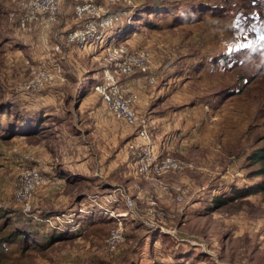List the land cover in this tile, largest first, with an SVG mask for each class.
Wrapping results in <instances>:
<instances>
[{
	"label": "rangeland",
	"instance_id": "rangeland-1",
	"mask_svg": "<svg viewBox=\"0 0 264 264\" xmlns=\"http://www.w3.org/2000/svg\"><path fill=\"white\" fill-rule=\"evenodd\" d=\"M54 4L0 0V264H264V0ZM89 20L113 44L70 42Z\"/></svg>",
	"mask_w": 264,
	"mask_h": 264
},
{
	"label": "built area",
	"instance_id": "built-area-1",
	"mask_svg": "<svg viewBox=\"0 0 264 264\" xmlns=\"http://www.w3.org/2000/svg\"><path fill=\"white\" fill-rule=\"evenodd\" d=\"M55 0H30V6L33 8L31 11V15L36 17L37 14L41 13L45 10L49 11V13H53ZM113 3V2H111ZM89 9L94 10L92 6H81L78 5L75 7V11L78 16L83 15ZM112 17H109L106 20V25H108L109 30H114V23H112ZM117 20V19H116ZM115 20V21H116ZM98 26L96 20H89L84 25L83 33L75 32L69 35L70 42H77L84 46L85 44H93L98 43L99 45L105 46L109 44H113L112 42L103 43L105 32L103 29H100L97 34L94 35L93 31L95 27ZM129 62H133L129 60ZM134 63V62H133ZM96 91H99L102 95L104 105L107 106L108 110L114 114L117 118L123 119L129 124H133L136 121L135 112L133 109L134 97H126L124 93L121 92V89L114 83V81L110 78H106V82L104 85H99L94 88ZM146 133L143 130L138 132V138L142 139L143 147H144V156L138 157L137 166L140 171H147L149 169L158 170V172H165L169 169H176V163L170 159L165 158L161 159V156L157 154H152L150 151V142L146 138ZM137 141V140H135ZM168 169V170H163ZM32 188L31 184L24 185L23 192L21 197L25 200L27 192Z\"/></svg>",
	"mask_w": 264,
	"mask_h": 264
},
{
	"label": "trees",
	"instance_id": "trees-1",
	"mask_svg": "<svg viewBox=\"0 0 264 264\" xmlns=\"http://www.w3.org/2000/svg\"><path fill=\"white\" fill-rule=\"evenodd\" d=\"M213 14V13H212ZM218 14V13H217ZM259 55V53L258 52H256V53H254L253 55H252V57H254V58H257V56ZM32 122V120L31 121H29V123H31ZM21 127V128H20ZM39 127H40V122L39 121H37V123L36 124H34V125H32V124H22L21 126H18V128H20V129H26L27 131H26V133H35V131H37V130H39ZM263 152L264 151H261L260 153H258L257 154V157H264V155H263ZM264 161V160H263ZM1 229H2V227H1V225H0V231H1ZM6 236H0V245L3 243V242H9V241H11V243H13V242H16V237H15V233L13 232L12 234H5ZM20 241V243H21V240H19Z\"/></svg>",
	"mask_w": 264,
	"mask_h": 264
}]
</instances>
